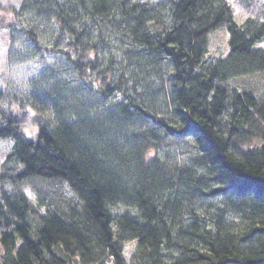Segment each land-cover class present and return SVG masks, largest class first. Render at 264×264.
<instances>
[{"label":"trees","instance_id":"1","mask_svg":"<svg viewBox=\"0 0 264 264\" xmlns=\"http://www.w3.org/2000/svg\"><path fill=\"white\" fill-rule=\"evenodd\" d=\"M240 1L257 9L241 24L229 0L0 5V30L19 32L31 56L61 54L56 66L72 72L54 66L35 79L44 96L79 83L100 100L69 106L74 120L54 104L5 107L0 89V138L15 140L0 179L16 185L0 199V264H264V97L230 84L264 76V0ZM219 29L228 56L208 62ZM108 91L123 100L102 110ZM52 106L58 123L41 113ZM135 116L149 121L132 133ZM187 136L198 149L189 166L160 153ZM21 182L38 192L64 184L78 199L44 211Z\"/></svg>","mask_w":264,"mask_h":264},{"label":"rangeland","instance_id":"2","mask_svg":"<svg viewBox=\"0 0 264 264\" xmlns=\"http://www.w3.org/2000/svg\"><path fill=\"white\" fill-rule=\"evenodd\" d=\"M139 3H160L166 2V0H135ZM23 0H0V5L2 7H13L20 8ZM232 5L233 14L235 20L241 24L243 23L248 16H253L257 13V9L254 5L248 4L240 0H229ZM255 8V9H254ZM116 42V38L113 39ZM112 41V42H113ZM25 40L19 32L14 31L10 28H4L0 30V88L3 89L7 96L4 101L5 107L8 105L9 100L12 98L13 101L21 100L25 104H33L37 106H47L51 105V101H47L44 92L45 85L40 90L39 87H36L35 79H38L43 73L56 66L59 60H62L61 54H55L51 51H46L42 56L34 57L32 54V48L30 45H24ZM49 43V42H48ZM119 46V42L115 43ZM261 47L264 48V43L261 44ZM117 48V47H116ZM115 48V49H116ZM110 47L108 50H115ZM228 44H227V31L224 29H219L210 35V40L207 48V61H215L218 58L227 55ZM60 69L65 74H71V71H66L65 67L56 66L54 69ZM72 76H70L71 78ZM96 73L89 75V81L96 79ZM102 77V76H101ZM66 81V79L62 80ZM95 86L96 81H93ZM230 84L235 88L240 90H249L252 91L260 99L264 97V76L260 74L246 75L239 78L233 79ZM64 98L67 99L65 104L69 106H78L81 108L84 103L89 101L88 89L83 88L79 83L65 84L64 88ZM109 92V91H108ZM96 95V94H95ZM145 98V97H144ZM96 100H99L96 96ZM158 96H156V100ZM37 100H41L39 103ZM93 100V99H92ZM123 96L117 94L114 91L109 92V95L105 97L102 101H105L103 106L118 108L122 103ZM100 101V100H99ZM46 113H42L44 118H51L50 121L58 123L60 121L59 111L54 108V106L49 107ZM60 108V107H59ZM112 108V109H113ZM100 109V108H98ZM101 110V109H100ZM103 110V108H102ZM64 115L65 113H61ZM73 116V115H72ZM124 118V117H123ZM149 121V120H148ZM142 116H135L132 123H129V126L126 128L132 133L135 132L142 124L148 122ZM129 132V131H128ZM130 136L132 137L131 133ZM168 143L161 148L160 153L165 156H170L172 162H178L180 166L192 164V159L196 156L198 149L195 146V141L192 137L187 136L183 138H169ZM258 142L259 140L255 141ZM15 147V140L12 138H0V175L3 172V162L5 157L9 152ZM154 150H149L148 156L154 155ZM24 189V192L29 196V198L39 206L41 205L42 210L46 211L48 205L52 201L60 202L62 205L69 203L70 199L77 200V196L72 193L67 185L64 184H50L47 183L46 186L38 192L34 189L33 186L29 184H23L21 186ZM185 189V187H182ZM16 189V185L11 182H4L0 179V199L1 195L5 192H11ZM182 189V190H183ZM226 198H207L208 201L214 202L216 204L223 203ZM128 208L126 207H113V211L117 213H123ZM136 247L135 242L126 243L125 256L129 261H131L134 249Z\"/></svg>","mask_w":264,"mask_h":264},{"label":"bare ground","instance_id":"3","mask_svg":"<svg viewBox=\"0 0 264 264\" xmlns=\"http://www.w3.org/2000/svg\"><path fill=\"white\" fill-rule=\"evenodd\" d=\"M24 1V0H23ZM133 1H135V0H133ZM228 56V52H227V55H225V56H222V57H220V58H225V57H227ZM167 79V78H166ZM167 80H169L170 81V79H167ZM44 83H45V80H43V81H36L35 82V84H36V87H39V89L41 90L42 88H43V86H44ZM1 89V88H0ZM1 90H3V89H1ZM4 91V90H3ZM3 95L5 96V99H6V96H7V94H6V92L4 91L3 92ZM45 98H46V100L48 101H51L50 103L51 104H54V105H58L61 109H65V110H68V111H70L71 113H74V111L72 112V108L71 107H69V105H67V104H65L67 101H65V98L64 97H61V98H53V96H52V94H50V95H46L45 96ZM92 100V99H91ZM91 100H89V101H91ZM94 100H96L95 98H93V101ZM37 102H39V103H41L42 101L41 100H37ZM5 106V105H4ZM39 107V106H38ZM102 108H107V106H103ZM41 109V108H40ZM73 115H76V116H72L71 118H73L74 120H75V118L77 117V116H80V113L79 112H75ZM259 140V144H261L262 143V139L261 138H256L255 139V141H258ZM257 144H258V142H256ZM4 182H11V181H8V180H4ZM11 183H13V182H11ZM14 185H15V183H13ZM24 183L23 182H21V185H23ZM116 214H120V213H116ZM126 248V247H125ZM127 258V257H126ZM111 260L113 259L112 257L110 258ZM128 260V259H127ZM129 261V260H128Z\"/></svg>","mask_w":264,"mask_h":264}]
</instances>
